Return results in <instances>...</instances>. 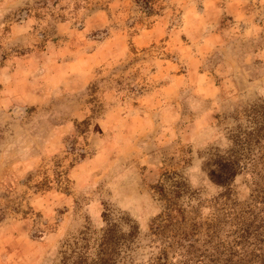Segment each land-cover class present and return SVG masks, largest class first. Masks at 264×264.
Returning <instances> with one entry per match:
<instances>
[{
    "label": "rangeland",
    "instance_id": "rangeland-1",
    "mask_svg": "<svg viewBox=\"0 0 264 264\" xmlns=\"http://www.w3.org/2000/svg\"><path fill=\"white\" fill-rule=\"evenodd\" d=\"M263 115L264 0H0V264L232 248Z\"/></svg>",
    "mask_w": 264,
    "mask_h": 264
},
{
    "label": "trees",
    "instance_id": "trees-1",
    "mask_svg": "<svg viewBox=\"0 0 264 264\" xmlns=\"http://www.w3.org/2000/svg\"><path fill=\"white\" fill-rule=\"evenodd\" d=\"M255 134L258 135L257 139L254 140L255 143L258 142L259 138L264 139V115L259 121ZM262 169L264 170V163ZM253 192L251 207L246 206V210L242 209L234 214L236 228L232 248L231 246L226 248L222 246L221 250L206 254L205 251L195 253V249L192 245H189L190 249L185 250L187 254H183L184 260L181 264H187L189 261L202 262V264H264V186L254 188ZM182 220L180 207L172 202L165 207L163 222L154 224L152 231L158 235L163 233L165 227L178 229L182 224ZM133 234L132 229L126 235L131 237ZM174 235H176V238H184V234L181 235L179 231L176 233L172 231L170 236ZM237 245H240V247L238 249L234 248ZM250 245H252L250 250L245 248V246ZM96 246L98 247L96 257L89 263H86L84 258L78 257L73 264H111L115 253V245L110 228L103 231ZM165 260L166 253L162 250L160 255L156 257L154 264H165Z\"/></svg>",
    "mask_w": 264,
    "mask_h": 264
}]
</instances>
